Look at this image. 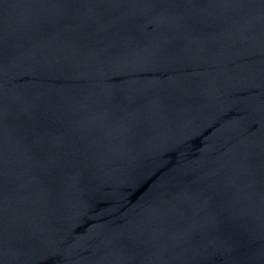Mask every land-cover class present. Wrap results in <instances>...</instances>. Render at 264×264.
Here are the masks:
<instances>
[{
  "label": "water",
  "instance_id": "95a60500",
  "mask_svg": "<svg viewBox=\"0 0 264 264\" xmlns=\"http://www.w3.org/2000/svg\"><path fill=\"white\" fill-rule=\"evenodd\" d=\"M0 264H264V0H0Z\"/></svg>",
  "mask_w": 264,
  "mask_h": 264
}]
</instances>
